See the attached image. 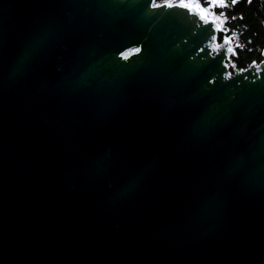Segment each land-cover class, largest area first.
Listing matches in <instances>:
<instances>
[{
    "label": "water",
    "instance_id": "1",
    "mask_svg": "<svg viewBox=\"0 0 264 264\" xmlns=\"http://www.w3.org/2000/svg\"><path fill=\"white\" fill-rule=\"evenodd\" d=\"M207 36L143 0H0V264H264V78L225 80Z\"/></svg>",
    "mask_w": 264,
    "mask_h": 264
},
{
    "label": "snow or ice",
    "instance_id": "2",
    "mask_svg": "<svg viewBox=\"0 0 264 264\" xmlns=\"http://www.w3.org/2000/svg\"><path fill=\"white\" fill-rule=\"evenodd\" d=\"M146 9H183L189 16H194L196 18V27L202 28L206 26V31L208 32L207 40L208 44L199 49L201 52L207 51L213 60L217 61L221 67V73L223 78L227 81H233L231 73L228 71L229 67L235 69V63H229L232 61L234 56H237V49L242 48L240 44L235 46L232 44L233 36L235 32L229 27L227 23L230 17L227 16L224 9H228L230 6L234 7L238 0H143ZM250 3L251 0H248ZM221 11H217V10ZM152 15H161L160 12H153ZM164 15L169 13L165 12ZM243 17H241L242 19ZM235 19V17H231ZM228 33H232L229 35ZM221 45L224 47L222 48ZM136 52L141 51L140 48L135 49ZM213 51L215 55H212ZM264 55V53H262ZM264 63V62H261ZM128 66L118 65L117 70L120 72H127ZM249 68H257V73L252 74L251 83H256V81L264 78L260 75L259 65L257 61L253 60L249 65ZM248 71L247 69H238L237 76L234 83H239L241 81H248L249 76L243 75L242 72ZM212 83V81H209Z\"/></svg>",
    "mask_w": 264,
    "mask_h": 264
},
{
    "label": "trees",
    "instance_id": "3",
    "mask_svg": "<svg viewBox=\"0 0 264 264\" xmlns=\"http://www.w3.org/2000/svg\"><path fill=\"white\" fill-rule=\"evenodd\" d=\"M221 11V10H217ZM230 17L227 27L235 32L232 44L243 47L237 49V56L232 58L236 68L230 67L232 73L249 67L253 60L260 62L264 52V0H238L237 4L224 9ZM235 17V19H231ZM241 17H243L241 19ZM232 35V33H228Z\"/></svg>",
    "mask_w": 264,
    "mask_h": 264
},
{
    "label": "built area",
    "instance_id": "4",
    "mask_svg": "<svg viewBox=\"0 0 264 264\" xmlns=\"http://www.w3.org/2000/svg\"><path fill=\"white\" fill-rule=\"evenodd\" d=\"M131 53H132V51H127V52L125 53V56H129Z\"/></svg>",
    "mask_w": 264,
    "mask_h": 264
},
{
    "label": "rangeland",
    "instance_id": "5",
    "mask_svg": "<svg viewBox=\"0 0 264 264\" xmlns=\"http://www.w3.org/2000/svg\"><path fill=\"white\" fill-rule=\"evenodd\" d=\"M233 45H234V43H233ZM229 63L231 64V63H232V61H230ZM257 63H259V62H257Z\"/></svg>",
    "mask_w": 264,
    "mask_h": 264
}]
</instances>
